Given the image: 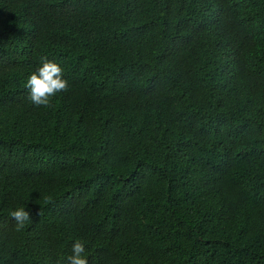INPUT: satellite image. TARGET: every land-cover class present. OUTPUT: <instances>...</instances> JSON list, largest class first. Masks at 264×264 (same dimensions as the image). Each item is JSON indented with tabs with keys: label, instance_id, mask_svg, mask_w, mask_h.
I'll return each mask as SVG.
<instances>
[{
	"label": "trees",
	"instance_id": "1",
	"mask_svg": "<svg viewBox=\"0 0 264 264\" xmlns=\"http://www.w3.org/2000/svg\"><path fill=\"white\" fill-rule=\"evenodd\" d=\"M42 58L69 85L51 107L26 88ZM75 242L264 264V0H0V264Z\"/></svg>",
	"mask_w": 264,
	"mask_h": 264
},
{
	"label": "clouds",
	"instance_id": "2",
	"mask_svg": "<svg viewBox=\"0 0 264 264\" xmlns=\"http://www.w3.org/2000/svg\"><path fill=\"white\" fill-rule=\"evenodd\" d=\"M64 69L57 63L42 58L41 66L27 79L26 88L29 90V99L36 107H51L52 98L58 93L68 91V81L63 78ZM16 223L17 229L31 221L30 212L25 207H19L10 213ZM85 245L75 242L72 245V254L67 258L68 264H88L84 256Z\"/></svg>",
	"mask_w": 264,
	"mask_h": 264
}]
</instances>
